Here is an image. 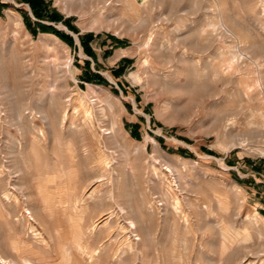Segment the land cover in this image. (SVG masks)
I'll list each match as a JSON object with an SVG mask.
<instances>
[{
	"label": "rangeland",
	"instance_id": "374dc122",
	"mask_svg": "<svg viewBox=\"0 0 264 264\" xmlns=\"http://www.w3.org/2000/svg\"><path fill=\"white\" fill-rule=\"evenodd\" d=\"M0 1V264H264V0Z\"/></svg>",
	"mask_w": 264,
	"mask_h": 264
},
{
	"label": "trees",
	"instance_id": "16d2710c",
	"mask_svg": "<svg viewBox=\"0 0 264 264\" xmlns=\"http://www.w3.org/2000/svg\"><path fill=\"white\" fill-rule=\"evenodd\" d=\"M24 1H27L30 3L34 14L39 18H43L44 12H47V14H51V18H53V21H56V20L58 21L61 19V15L58 12L54 11V12L50 13L48 10L45 9L46 5H45L44 0H24ZM0 4H1V1H0ZM40 26L44 31H54L58 35H60L62 38L66 39V40H71V38L68 35L61 33L60 31L54 29L53 27L46 26V25H40ZM99 81H101V79H99ZM137 127H138V125H137Z\"/></svg>",
	"mask_w": 264,
	"mask_h": 264
},
{
	"label": "bare ground",
	"instance_id": "6f19581e",
	"mask_svg": "<svg viewBox=\"0 0 264 264\" xmlns=\"http://www.w3.org/2000/svg\"><path fill=\"white\" fill-rule=\"evenodd\" d=\"M177 186H179V182L177 183ZM130 226H131V229L136 230L138 228V220L137 219H131ZM93 252H95V250ZM94 254H96V253H94ZM6 262L9 263V264H16L13 260L6 261Z\"/></svg>",
	"mask_w": 264,
	"mask_h": 264
}]
</instances>
